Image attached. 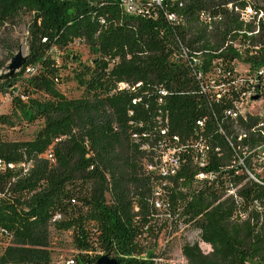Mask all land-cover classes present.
<instances>
[{"label":"trees","instance_id":"obj_1","mask_svg":"<svg viewBox=\"0 0 264 264\" xmlns=\"http://www.w3.org/2000/svg\"><path fill=\"white\" fill-rule=\"evenodd\" d=\"M250 1L162 0L148 8L151 17H130L118 0H0L2 34L20 15L31 16L28 59L0 81V95L19 88L10 113L0 115V132L14 123L41 124L28 141L0 135V163L14 166L0 172V238L5 242L0 264H52V242L64 234L75 264H95L104 255L116 264H156L141 244L156 193L164 199L162 207L193 224L199 242L210 248L205 253L198 242L185 243L186 264H264V176L255 174L252 158L239 150L231 125L225 132L235 148L225 147L216 129L220 111L197 109L198 96L189 94L195 70L181 62L182 50L187 57L201 53L206 68L233 80L241 59L238 45L251 72L264 67V17L257 19L262 9ZM248 7L255 15L245 22L241 12ZM169 14L178 22H167ZM74 42L94 58L75 73L82 96L67 99L56 88L59 68L48 52L64 51ZM0 49L12 47L4 39ZM5 65L0 59V71ZM119 83L141 85L117 91ZM159 89L169 93L164 103L170 134L190 133L195 121L209 118L210 142L223 153L211 154L203 170L215 173L214 180L194 184L198 170L191 165L166 179L145 168L153 161L151 152L140 149V143L150 144L141 134L152 121ZM241 92L230 88L229 108ZM135 97L147 102L148 110L132 106ZM257 124V118L239 123L237 129L246 133L243 148L264 142V129ZM238 158L244 159L243 167ZM21 164L28 166L26 172ZM230 187L238 201L226 196Z\"/></svg>","mask_w":264,"mask_h":264},{"label":"built area","instance_id":"obj_2","mask_svg":"<svg viewBox=\"0 0 264 264\" xmlns=\"http://www.w3.org/2000/svg\"><path fill=\"white\" fill-rule=\"evenodd\" d=\"M161 3L162 0H118L122 12L130 17H151L148 8L152 5L160 6ZM245 12L250 15L249 20L255 15V12L248 7L244 12H241V19H243L242 15ZM262 17H264L263 11L258 14L257 19ZM177 19L179 18L174 14L166 15L165 18L167 22L171 23L178 22ZM209 21L206 18L205 22L208 23ZM181 56H183L181 62L187 64L191 70H195V80L189 94L198 96V101L196 102L197 109L208 113L210 111H220V119L217 122L216 129L217 133L224 137L225 144L227 145L225 147H230L233 150L235 148L230 137L225 132V125H231L237 131L235 133L236 141L240 144V149H238L242 151L243 155L247 153V156L252 158L255 174L260 176V172L258 173V171L264 172V142L259 141L251 150L248 147L243 148L242 141L246 139V133L238 130L237 127H239L240 122L247 123L249 118H257L258 124L256 128L264 129V67L255 68L251 73L246 75L238 74L233 80H229L227 74L216 71L212 73V66V68H206L200 58L201 53H192L191 57H187L185 51L182 50ZM173 60L177 59L174 58ZM217 65L216 67L220 69L221 64L217 63ZM119 85H117V91H134L141 84H136L132 88L125 83H121L120 87ZM230 88L235 90L241 89L242 92L231 102V107L229 108ZM184 94L181 93V95ZM144 96L149 98L150 95L144 93ZM168 96L169 93L162 89L156 92V109L153 112L152 121L149 128L141 134L142 138L149 139L150 144H141L138 134L131 135L135 143H140L141 150L151 152L153 164L152 166H145V168L154 172L157 177L166 179L176 176L181 169L191 165L198 170V174L194 176V184L214 180L217 176L215 173H206L203 170L209 166L211 154L217 153L219 156H222L223 153L221 147L212 146L210 142V133L207 129V120L209 118L195 121L191 126L190 133L187 132L180 136L170 134L169 121L164 103V98ZM256 103H259V107L246 110V107L249 105L255 107L254 104ZM138 104H142L144 110H148L150 106L147 102H142L141 97H135L131 100L132 106H137ZM128 115L130 117L133 116V112L129 111ZM261 134L264 136V133L261 132ZM47 158L51 159V155H47ZM237 163L243 167L244 159L238 158ZM20 167L23 168L24 172L27 171L28 166L21 164ZM12 168L14 166L11 164L5 165L0 163V172L4 171V169ZM246 174L249 178L256 181L254 175L249 171L246 170ZM235 192L236 189L230 187L227 190L226 196H233L234 200L238 201ZM155 195L157 196V193ZM236 216L240 220L245 218V215L240 212ZM66 264H75V262L72 259Z\"/></svg>","mask_w":264,"mask_h":264},{"label":"rangeland","instance_id":"obj_3","mask_svg":"<svg viewBox=\"0 0 264 264\" xmlns=\"http://www.w3.org/2000/svg\"><path fill=\"white\" fill-rule=\"evenodd\" d=\"M250 2L264 11V0H251ZM249 16L250 15L245 12L242 18L248 21ZM30 21V15L22 14L3 34L0 32V41L5 39L12 47L10 52H5L0 49V59L6 61L5 68L0 71V81L5 80L9 75L8 66L13 57L20 54L22 58L28 59L27 29ZM235 47L241 54V59L236 61V70L238 74L246 75L251 72V68L248 64L243 62L245 54L242 48L238 45H235ZM48 54L59 68V83L56 86L57 90L67 99L80 98L83 94V88L78 85L75 79V73L79 71L82 66L91 64L94 56L90 53L89 49L74 42L64 51L59 52L51 49ZM119 84L121 85V83ZM14 89L16 90H11L4 95H0V115L10 113L11 101L13 97L19 94L18 85H16ZM254 106L255 107L249 105L246 107V110L256 109L259 107V103L254 104ZM40 125L41 124L38 122L34 124L23 123L20 125L14 123L12 126L2 127L0 135L7 141L24 142L34 137ZM259 172L260 177H263L264 172L261 170L258 171V173ZM155 199L154 201L158 205L155 206L149 217L150 228L148 230L145 229L142 234L141 244L147 252L152 253L154 257H156V264H186L181 251L185 243L198 242L203 252L207 253L210 251L209 246L199 242V232L194 228L193 224H184L182 219L172 217L167 210L162 207L164 199H162V197L158 199V196H155ZM3 245H5V242L0 238V247ZM52 249V264H66L69 260L73 259V255L75 254L69 247L66 234L53 240ZM107 256L108 255H104L105 258H109ZM250 264L255 263L251 262Z\"/></svg>","mask_w":264,"mask_h":264},{"label":"water","instance_id":"obj_4","mask_svg":"<svg viewBox=\"0 0 264 264\" xmlns=\"http://www.w3.org/2000/svg\"><path fill=\"white\" fill-rule=\"evenodd\" d=\"M25 62H26V59L22 58L20 54H17L15 57H13L10 60V63H9V66H8L9 75L6 77V79L10 78L19 69H21V67L24 65ZM95 264H116V262L114 260H111L109 258H105L104 256H102L100 259L97 260V262Z\"/></svg>","mask_w":264,"mask_h":264}]
</instances>
